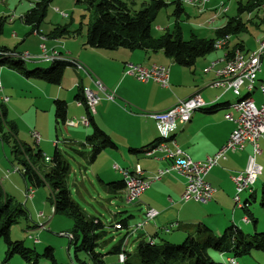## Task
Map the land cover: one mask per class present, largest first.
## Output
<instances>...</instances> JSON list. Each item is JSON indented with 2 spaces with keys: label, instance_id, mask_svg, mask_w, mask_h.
I'll list each match as a JSON object with an SVG mask.
<instances>
[{
  "label": "rangeland",
  "instance_id": "rangeland-1",
  "mask_svg": "<svg viewBox=\"0 0 264 264\" xmlns=\"http://www.w3.org/2000/svg\"><path fill=\"white\" fill-rule=\"evenodd\" d=\"M1 1L0 15H3L5 20L0 44L11 48L15 46L21 47L20 49L29 50L30 54L36 53L40 38L39 36L30 34L31 28H28V26L21 22L19 15L20 13H26L30 9L31 4L36 0H4L2 1L3 3ZM127 1L132 10H136L140 9L141 5L149 0H133L134 3H132V0ZM165 1L168 3V6L162 8L157 13L154 22H152V36L160 37L167 30H174L175 24L178 23L182 36L186 40L192 34L198 37L210 38L215 35L214 32L217 27H221L228 21V18H234L235 16L241 17L240 19L245 27L242 31L230 35L231 43L235 44L236 41L242 40L244 42L243 45L247 49L252 50L256 48L257 41L264 35V6L251 12L244 11L239 13L238 7L240 3L245 4L247 0H210V4L202 8H197L195 7L196 5H190L184 0H180L185 9V12H181L180 14L174 13L175 0ZM93 13L86 9L85 4L77 3L76 0H50L49 2L47 13H45L46 17L39 26L40 31L49 34L54 26H67L71 30L76 31L74 34L66 35L63 41L62 57L68 64L61 84L47 82L42 79H27L24 75L15 76V74L11 75L10 73H3L2 76V68H0V81L2 84V92L0 93V187L11 200L12 209H26V216L15 217L17 221L12 224L9 236H11L12 240L23 241L27 248L34 249L39 254L36 260L37 264H80L76 259L74 241L71 240L70 234L73 229L74 220L66 213L54 214L50 200L48 199L52 192L49 184L34 187V199H32V196V198L26 196L30 185L28 186L26 183L22 172L18 171L19 169H23V160L30 157L37 170L44 174L51 164V160L45 161L44 158L45 156L50 157V159L52 158L55 148L53 142L55 141H57L59 149L68 154L67 156L71 165L67 181L71 192L70 195L87 213L99 216L109 232L108 238L113 237V240L106 244L104 252L106 253L113 244L117 243L127 233L125 228L116 230L114 227L109 226L111 222H114L116 212L118 213L117 219L134 216L128 220L130 229H136L132 231L133 235L128 243L129 247L135 245L137 235L144 232L143 229L138 228L136 225L137 221L146 219L144 214L138 213L134 203L127 202L123 193H111L108 187L100 180V177L106 182L108 180L123 179L122 175L113 169V165H117L123 171H130L134 167L135 160L130 158L127 148L120 147L118 150L108 149L100 153L94 163L89 164L72 150V148L79 146L83 142H72L73 145L71 146L64 143V138L71 135L70 133L77 135V132H80L84 134L86 129H89V133L93 132V126H88L82 121L83 118L87 117L85 113L82 116L76 114V111H78L76 102L78 100L75 99L76 91L73 88L77 85L78 80L83 79L86 82L90 79L87 77L89 73L91 82L89 81L90 84L86 87L91 88L98 95L104 93L98 89L95 83L97 81L103 83L108 93H113L115 90L113 88L117 87L116 82L114 84H107L105 77H99L97 72L92 68L95 65L107 66V76L113 79L116 78L117 65L111 63L113 61L106 58V55L103 53L105 51L98 50L100 55H96L94 48L87 45L86 24L94 16ZM63 14L67 16L65 17ZM9 18L14 20L9 21ZM23 27L27 29L23 31ZM14 31L19 34L18 37L12 36ZM25 34L27 35L26 42L24 44L23 42L20 43ZM72 37L76 38V42L69 41ZM65 40H67V43H65ZM30 65L33 64L28 61L27 67L30 69L34 68ZM42 65L48 67L51 65V62L44 61ZM111 66H115V72ZM177 68L183 71L187 70L186 82H182L181 86L194 85L192 82L193 69L191 70V68L180 64H177ZM262 70L263 73H259V76H264V66ZM204 71L199 69L194 73L199 77H204ZM177 75L179 76V73ZM181 77L184 79L182 73ZM150 84H155L157 89L165 90L161 87V84L153 82ZM136 86L146 85L136 83L134 87ZM166 91L170 93V91ZM244 93L245 89L242 88L239 95L236 96L233 92H229L227 97L230 98L231 102H234L239 96L244 95ZM116 95L118 94L116 93ZM2 96H8L9 101L3 103ZM54 97L67 100L70 116L68 121H79L80 128L73 125L66 126L61 121L55 123ZM102 98L100 97L99 101ZM99 101L95 105L93 116L96 119L101 117L99 120L103 125L106 124L112 133H118L121 129L120 127L128 119L120 115L119 107L112 110L108 115L100 114V116H96L97 112H99ZM117 101L115 102L125 109L130 108L132 105L139 108L138 102L134 98L128 100L130 104H120ZM4 106L7 108L5 114L1 111V108ZM141 110L146 111L144 108ZM227 110L233 112L232 109ZM35 133L38 134V139H36ZM23 145L25 149H23ZM39 150L42 153L41 160L36 157ZM258 177L259 179L252 187L256 189L258 199H260L261 186L264 180H262L261 174ZM248 195L249 191L242 193V197H247ZM258 199L250 206L251 213H253L254 218L257 220L256 227L253 226V221L245 223V221L241 220L243 210L240 207H235V204L234 208H232V212L235 209V214H238L237 225L241 229L243 228V231L246 233L264 232V208L260 206ZM39 211H44V215H40ZM217 221L220 222L219 224H222L220 227H222L221 232L223 233L227 228L224 226L227 220L223 217L220 219L217 217L208 218L206 223L210 227H213V223ZM45 222H47L45 226H42L41 224ZM182 241L184 240H179L175 244H180ZM160 242L161 240H158V243ZM48 246L52 248V254L56 262L51 260V257L45 253ZM5 248L6 244L1 238L0 264H29L18 253L14 254L9 261L2 262L5 257ZM208 254L219 264H227L225 259L231 257L229 254H220L212 249L209 250ZM117 256V254H106L104 257L106 264H124L119 261ZM79 257L80 259H85L86 255L79 253ZM236 259L239 264H264V250H255L252 251L251 255L237 257Z\"/></svg>",
  "mask_w": 264,
  "mask_h": 264
},
{
  "label": "trees",
  "instance_id": "trees-1",
  "mask_svg": "<svg viewBox=\"0 0 264 264\" xmlns=\"http://www.w3.org/2000/svg\"><path fill=\"white\" fill-rule=\"evenodd\" d=\"M50 0H39L24 14L23 20L29 25L31 31L38 30L44 21L47 13V7ZM77 3L86 5V9L94 12V16L87 25V45L91 47L115 49L125 47L129 49H150L152 51L162 50L165 55L173 58L180 65L191 67L195 64L197 58L215 50L213 46L215 41L227 34L232 35L242 31L245 27L240 16L228 18L226 24L217 28L214 37L203 38L192 34L186 40L182 36V32L178 23L175 24L174 30H167L160 37L152 36V22H154L157 13L164 7L168 6L165 0H149L145 1L140 9L132 10L125 0H76ZM174 13L183 12L182 2L175 0ZM264 6V0H247L245 4L240 3L239 13L244 11H254ZM4 16L0 15V37L3 33ZM76 31L70 28L55 26L51 35L63 37L74 34ZM241 42L233 44L232 50H245ZM231 50V49H230ZM14 49L0 45V66L16 70L25 77L42 79L47 82L60 84L66 68V61L63 59H54L48 67H27V61L12 56ZM82 86L78 87L81 90ZM81 93L77 95L80 97ZM63 100L56 99L55 114L58 119L65 121L67 104ZM231 102L215 103L207 107V111H214L229 107ZM3 114L6 113L5 107L1 108ZM89 123L93 126V132L88 134L83 143L72 148L76 155L81 156L87 163L94 161L98 154L108 148H116V144L111 140L110 136L92 119ZM65 144L73 145L64 141ZM153 141L148 146L140 149L147 151L155 145ZM23 149L24 145H23ZM145 149V150H144ZM31 150V149H29ZM132 152L138 151L131 148ZM26 152V151H25ZM39 160L42 159L41 150L36 154ZM67 152H63L56 145L51 158V164L44 174L40 173L32 159H24L23 169L21 171L26 183L32 187H39L49 184L52 192L48 199L54 208V213H66L74 220L73 229L70 232L71 240L74 241L75 256L80 264H106V254L123 253L125 256L124 264H219L210 254L212 249L220 254H229L235 259L246 255H251L252 251L264 250V232L246 233L243 228L236 225H230L221 234L215 233L208 228L203 222L197 224H189L185 227L187 236L180 244L169 243L164 240L162 244L152 243L147 240L144 235H138L136 245L133 250L125 247V235L117 243L105 253L104 248L113 237L108 238V230L106 225L99 216L87 213L80 204L76 202L70 195L68 187V177L71 171V165L67 156ZM111 193L121 192L125 189V180H115L103 182ZM258 195L256 191L249 192V195L242 200L241 210L246 217L257 223L251 210V204L256 202ZM259 203L264 208V183L261 186V195ZM115 214L114 222L109 224L116 230L128 227L129 217L117 219ZM26 216V209H12L11 200L7 197L0 187V239L2 238L6 244L5 257L2 262L9 261L14 254H20L24 261L29 264H37L39 254L34 249L27 248L23 241L12 240L10 228L15 217ZM18 217V218H19ZM120 225L118 228L116 225ZM256 227V226H255ZM170 228H168L169 230ZM128 235V234H127ZM45 253L54 260L52 248L46 247ZM79 253L86 255L85 259H80ZM117 256V257H118Z\"/></svg>",
  "mask_w": 264,
  "mask_h": 264
},
{
  "label": "crops",
  "instance_id": "crops-1",
  "mask_svg": "<svg viewBox=\"0 0 264 264\" xmlns=\"http://www.w3.org/2000/svg\"><path fill=\"white\" fill-rule=\"evenodd\" d=\"M37 1L39 0H36L35 2ZM34 3L31 4V7L34 5ZM127 3L129 4L128 1ZM132 3H134L133 0ZM188 4L193 5L191 3ZM209 4H210V0L208 2H205L203 6H195V5L194 6L197 8H202L208 6ZM181 8H183V5ZM183 12H185L184 8H183ZM24 14L26 13H20L19 15L21 22L25 24L23 20ZM63 16L66 17L67 15L63 14ZM13 20L14 19L9 18V21H13ZM224 25H222L221 27H223ZM26 26L30 28L29 25ZM221 27H217V28H221ZM22 29L24 31L27 28L23 27ZM30 34L39 36L40 38L38 51L34 54L31 53V55L39 56L42 54L43 50L40 46L41 44H45L47 53L57 50V52H59L62 55L63 52L61 51L65 36L58 37L51 35L50 33L46 34L41 32L40 29L30 31ZM12 36L18 37L19 34L16 31H14L12 33ZM26 36L27 35L25 34V36L22 37L20 43L23 42L24 44L26 42L25 41L27 40ZM73 37L72 39L69 40L70 42H76L75 40L76 38L74 39ZM263 38L264 35L261 36V39ZM236 42H241L242 43L241 45H243L244 43L242 40ZM65 43H67V40H65ZM233 44L234 43H231L230 41L227 44L226 48L223 49L215 48L214 51L206 54L203 57L197 58L195 64L189 68H191V70L193 69L194 72H197L199 69L205 70L204 71L205 76L199 77L197 76L196 73L192 72L193 75L192 82L194 85H185V87H182L181 85L182 82L184 83L186 82L187 70L183 71L180 68H177L178 63L175 62L173 58L170 59V57L165 55V53L162 50H158V51H152L150 49L132 50L125 47H118L115 49H105V48L93 47L96 55H100V52L98 50L105 51L103 53L106 55V58L113 61L111 63H115L117 65V74L115 75L116 78L114 79L112 77L107 76L108 75V71L106 70L107 66H98V65L92 66V68L97 72L99 77L102 78L105 77L107 84H114L116 82L117 87L113 89H115L116 93L118 94L116 95L114 90L113 93L115 94V97L114 100H111L105 95L104 92H103L104 94L100 93L99 96L101 95L100 97H103L105 99L102 98L98 102L99 103L98 105L100 106H99V112H97L96 116H100V114L108 115L112 110L118 109L119 107L120 115L128 119V121H125L123 123L118 133H112L110 129L107 128L106 124L103 125L101 123V121L99 120V118L101 117H98L96 119L93 116V114L89 112L86 105L79 106L76 104L78 109V111H76V114L82 116V114L85 113L87 118L89 119L91 118L92 121L99 126V128L103 129L110 136L111 140L114 141V143L116 144V148H108V149L118 150L120 147H126L128 153L130 154V158L135 160L134 163L135 165H133L134 167L131 168L130 171L132 172L136 169L137 166H140L143 172L142 177L144 179L151 180L149 187L143 191V193L140 195L138 200L132 203H134V205L136 206L137 208L136 211L138 213L144 214V217L146 218L145 220L136 222L138 228H141L144 231L143 233H139L138 235L140 234L144 235V237L147 240L152 241V243H158V240H161V242L158 244H162L164 240L169 243H175L178 242L179 240H184V238L187 236V230L185 229V227L189 224H197L200 222L206 224L208 228H211L215 233L221 234L222 227L220 226H222V224H219L220 222L217 221L216 223H213L212 225L213 227H210L206 223V220H208V218L211 217H217L218 219L223 217L224 219H226L227 221L226 223H224L225 224L224 226L227 228L228 226H230L229 224L236 225L239 227V225H237L238 214H235L236 213L235 209H233L232 212V208H234L235 205L233 201V196L236 192V188H235L236 186L232 179V176L237 172L242 171L245 168L248 155L252 152V147L250 144H247L241 152L228 153L227 159L218 161V165L212 168L207 173V175H205L206 180L213 186V189H215L212 199L207 203H203V202L200 203L192 199L182 200L181 195L184 191L183 189H185L186 179L185 177L175 172L174 170H170L165 174L164 173L160 174L161 170L169 168L171 166L170 163H172L171 160L165 157L164 153L154 151V153L147 154L145 153L146 151H140V149L148 146L153 141H156V143L159 142L158 138L160 137L158 128L157 126H155L156 122L154 121L153 118L149 117L147 113L156 112V111L160 112L162 110L168 109L171 106L173 107V105L176 104L178 100L189 97L196 93L201 95V98L204 99L206 105L204 106V108L193 111L194 113L188 122L177 124L178 126L176 130L174 131V133H171V137L165 142L170 147H173L174 144L176 143V145H178L182 149V151L188 154V156L195 161L204 160L208 156H211L214 153H216L218 149L222 148L225 145L226 141L229 138V135L236 126L233 120H229L225 117L226 114L232 113V111H228L227 109H232V108L229 106V107H225V109L222 108L214 111H207V107L215 103L231 102L230 98L227 97L228 93L232 92L231 90L226 91L222 87H216L211 85V83L213 82V80L217 78L216 71L225 64V62H223L221 59L226 55L231 54L235 50H241V49L232 50ZM20 48L21 47L15 46L14 48L11 49H14V51H16L17 53L30 52L27 49H20ZM244 48L245 50H241V51L250 52L256 49L255 48L249 50L245 47V45ZM28 61L33 64L30 65L32 67H38V66L47 67L46 65H42L44 61H50L51 63L53 62V60H44V59H33ZM213 62L216 63L212 65ZM67 64L68 62L66 61L65 65L67 66ZM128 64L143 65V66L158 64L167 67L169 69V73H168L169 86L163 87L161 85V87L165 90H160L155 87V84H150L151 82L153 83H158V82L152 80L146 83L140 82L137 79H135L133 75L132 76L126 75L125 70ZM263 66H264V61L262 62V68ZM111 67L115 72L114 69L115 66H111ZM0 68H2L1 69L2 76L3 73L4 74L10 73L11 75L15 74V76L22 75V73L7 67L0 66ZM178 73L179 76L177 75ZM181 73L184 75V79H182ZM260 73H263V70ZM87 77L88 79L89 78L91 79L89 73L87 74ZM90 79L89 80L86 79L87 80L86 82L83 79L78 80L77 85L73 88V90L75 89L76 91L75 93L76 100L82 97V90H78V87L82 86L83 89V87H86L87 85L90 84L89 83V81L91 82ZM263 79L264 76L263 75L259 76L258 74L257 82H255L256 88L250 95L257 104H260L262 102V96L258 88V85L259 82H261ZM136 83L145 84L146 86L134 87ZM166 90L170 91V93H168ZM79 93H81V95L80 97L79 96L77 97ZM106 93H108L107 90ZM131 98H134V100L138 102L137 105L139 106L140 109L138 107H134L133 105H132L133 107L131 106L130 108L125 109L115 102L116 100H118L117 102H119L120 104L122 103L130 104L129 103L130 101L128 100H131ZM56 99L65 101L66 102L65 104L68 103L66 99L54 97V105ZM8 101H9V97H8ZM232 103L233 102H231V104ZM143 108L146 109V111L141 110ZM5 109L7 110L6 107ZM68 109L69 106L67 104L65 121H61L60 119H58L55 114L54 116L55 123L61 121L62 123H65L66 126H68L66 123L68 118H70ZM55 110H56V105H55ZM233 116L234 118L236 117V114L234 112H233ZM79 125L80 124L78 123L73 126H79ZM87 125L90 126L92 124L88 123ZM77 128H80V126ZM88 130L89 129L85 130L84 132L85 136L83 133L80 132H77V135L75 133H70L71 135L65 137L64 141L66 139V142L68 143L84 142L86 136L88 134H91L89 133ZM53 143L55 147L56 145H58L57 141ZM131 148L137 149L138 151L132 152ZM259 148L261 149V152L257 155L256 160L262 167V173L260 174L263 177L262 180H264V139L260 140ZM99 155L100 153L98 154V156ZM96 159L90 162L89 164L94 163ZM112 167L113 169L117 170L118 173H120L123 177L122 170L119 167H117V165H113ZM258 179L259 177L257 178V180ZM100 180H102V182H106L101 177ZM107 182L110 181L108 180ZM124 191L125 189L121 191V193H123L125 197ZM254 191H256V189H254ZM34 193L35 191L33 192V194ZM33 194L30 195V197L31 196L33 197V198L31 197L32 199H34ZM245 198H246L245 196L242 197L241 195V201ZM235 207L237 206L235 205ZM151 209L158 211V214L154 216V218L147 217V211ZM53 212H54V208H53ZM39 214L43 216L44 211H39ZM116 214L118 213L116 212ZM133 217L134 216L129 218H133ZM241 220L245 221V223L251 221L244 214L241 216ZM46 223L47 222L42 223L41 225L45 226ZM170 226H172V228L166 230V228H169ZM134 230L136 229H132V228L130 229V223L128 221V227L126 228L127 233L125 235L126 238L124 240L125 242L124 244L125 247L129 250H133L136 245L135 244L130 247L128 246L130 238L133 235L132 231ZM225 262L228 264L227 259H225ZM237 264H239L238 261Z\"/></svg>",
  "mask_w": 264,
  "mask_h": 264
},
{
  "label": "built area",
  "instance_id": "built-area-1",
  "mask_svg": "<svg viewBox=\"0 0 264 264\" xmlns=\"http://www.w3.org/2000/svg\"><path fill=\"white\" fill-rule=\"evenodd\" d=\"M209 0H185L196 6H203ZM230 41V35L227 34L218 38L213 45L216 49H223L227 47ZM258 46L255 50L244 52L235 50L231 54L226 55L221 60L225 64L219 68L217 78L213 80L211 85L222 87L226 91L231 90L234 94L239 95L242 88L245 89L244 95L231 104L233 112L236 114L234 118L233 112L226 114V118L233 120L236 124L235 128L229 135L225 145L218 149L216 153L208 156L204 160L195 161L188 156L182 149L174 144L170 147L165 141L171 137V133L177 128V124L188 122L193 111L204 108L206 102L201 95L196 93L189 97L180 99L173 107L156 112H149L147 115L154 119L156 122L160 137L153 147L145 153L151 154L154 151L164 153L165 157L171 160L170 167L160 171V174H165L170 170L181 174L186 179L185 189L181 195L182 200H196L200 203H207L213 197L215 189L206 180L207 173L218 165V161L227 159L228 153H238L243 148L250 144L252 152L248 155L245 168L232 176L235 183L236 194L235 204L241 207V195L245 191L252 192L254 183L256 182L260 173H262L261 165L256 161L257 155L261 152L260 140L264 139V79L259 82L258 88L261 92L262 102L257 104L250 96L256 88L258 74L262 71V62L264 61V38L258 41ZM42 54L39 56L31 55L27 52L17 53L12 52V56L21 58L25 61L33 59L54 60L63 59L62 55L54 50L47 53L45 44L40 45ZM65 60V59H63ZM216 62H213L214 65ZM80 66V65H79ZM126 75L132 76L140 82H148L150 80L158 82L163 87L169 86V69L163 65L152 64L150 66L128 64L125 70ZM98 89L104 92L107 97L114 100V93H106V87L101 81L95 82ZM82 97L76 102L77 105H86L89 112L93 114L95 105L99 101L100 96L95 94L89 87H83ZM2 92V84L0 81V93ZM3 103L8 101V97H1ZM85 124L89 123V118L85 117L82 120ZM67 125H76L80 123L77 120L66 121ZM38 139V134H34ZM45 161L51 160L50 157L45 156ZM125 180V198L127 202H135L139 199L140 195L146 190L151 180L142 177V170L137 166L134 171L122 170ZM34 192L33 187L30 186L26 196L32 195ZM158 214L157 210L151 209L147 211V217L154 218ZM118 228L120 225H116ZM169 228H172L170 226ZM168 230V228H166ZM38 241V239H36ZM125 255L121 253L118 258L124 262ZM228 264H237L234 257H228Z\"/></svg>",
  "mask_w": 264,
  "mask_h": 264
}]
</instances>
